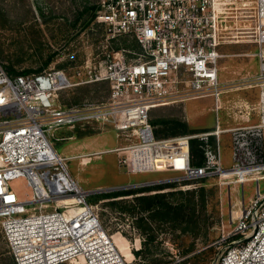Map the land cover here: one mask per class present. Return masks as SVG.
I'll return each mask as SVG.
<instances>
[{"label":"built area","instance_id":"2783aa9c","mask_svg":"<svg viewBox=\"0 0 264 264\" xmlns=\"http://www.w3.org/2000/svg\"><path fill=\"white\" fill-rule=\"evenodd\" d=\"M228 0H102L98 17L115 38L131 35L142 51L127 60L125 51L108 54L98 72L86 63L89 78L75 82L64 70L10 75L0 62V228L17 264H130L104 228L97 204L74 179L68 158L51 135L84 121L112 123L128 144L109 149L131 174L169 168L174 182H197L220 175L245 186L256 183L215 264H264V0H249L234 14ZM97 17V20L99 19ZM249 19V20H248ZM242 21L244 26H242ZM249 22V24H247ZM254 42L259 71L247 83L221 81L220 47ZM76 75L82 77L83 71ZM253 80V81H252ZM108 81L102 103L63 108L59 92L85 82ZM259 88L257 105L237 99L227 106L235 120L249 122L211 131L157 138L154 108L202 97ZM253 112L258 123H250ZM230 133L233 166L225 168L220 138ZM214 137V142L211 138ZM204 143V163L191 161V141ZM126 150V156H120ZM227 173V174H225ZM25 180V192L15 182ZM190 185H182L189 189Z\"/></svg>","mask_w":264,"mask_h":264},{"label":"rangeland","instance_id":"374dc122","mask_svg":"<svg viewBox=\"0 0 264 264\" xmlns=\"http://www.w3.org/2000/svg\"><path fill=\"white\" fill-rule=\"evenodd\" d=\"M228 1L232 2L230 7L234 14L239 16L237 26L240 27V10L249 0ZM101 5L102 0H0V62L7 73L14 76L56 69L64 70L75 82H80L89 78L86 63L92 65L96 73L108 54L124 50L126 59L134 60L142 51L140 44L131 35L110 38L106 23L98 17ZM95 7H98L97 15L90 22ZM224 47L230 52L248 53V56L230 61L232 71L222 72L223 83L250 82L258 73L259 60L253 56L258 46L254 42L241 41ZM247 66L252 70L246 78L248 81L244 80ZM77 70L83 71L82 77L76 75ZM110 93L108 81L85 82L59 92L56 103L63 108L82 107L105 102ZM238 96L257 105L260 89L246 88L223 94V108L219 111L215 110V99L211 96L159 106L152 110L151 119L185 122L190 131L175 136L213 130L217 121L224 128L227 120H233L227 106ZM252 118V123L259 122L256 112ZM154 127L156 134L159 126ZM117 133L112 123L84 121L58 129L51 135V141L57 152L68 158L74 179L83 189L94 192L90 202L98 205L105 230L110 235L119 233L127 240L133 254L129 263L215 264L228 245L226 237L235 226L244 202L254 194L256 183L248 182L243 186L236 179L220 175L197 182H174L181 173L169 168L131 174L119 165L116 152H107L128 144L129 140ZM220 146L224 167L231 168L233 142L230 133L222 134ZM168 183L176 186L163 191L184 190L182 185H190L186 190L191 191L205 189L204 200L198 195L195 207L170 223L150 222L148 212L132 207L134 195L114 198L105 195L118 191L100 192L113 187L130 186L119 190L125 191ZM15 186L19 193L26 191L23 178L15 182ZM159 192L162 190H153L152 194ZM169 201H175V197ZM10 253L13 254L0 228V264H8Z\"/></svg>","mask_w":264,"mask_h":264},{"label":"trees","instance_id":"16d2710c","mask_svg":"<svg viewBox=\"0 0 264 264\" xmlns=\"http://www.w3.org/2000/svg\"><path fill=\"white\" fill-rule=\"evenodd\" d=\"M98 7H95L93 14L89 21L95 19L97 15ZM151 122L154 126H159L156 129L157 138H168L177 134H185L190 130L185 122L178 119L176 120H156ZM211 131V130H209ZM214 142V137L211 138ZM204 143L199 139H192L191 141V161L194 165H201L204 163ZM175 184H160L157 186L144 187L136 190H125L107 194L105 196L120 197V196H135L134 209L138 208L141 212L149 213L148 220L160 221V222H173L178 221L183 217L191 207H195V199L198 195L204 200L205 189H193L191 190H174L171 192L163 191L167 188H174ZM153 190H162V192L152 194ZM175 197V201H169V198ZM92 196L90 197L91 201ZM146 223L145 219H141ZM8 264H17V261L13 254L10 253L8 256Z\"/></svg>","mask_w":264,"mask_h":264},{"label":"crops","instance_id":"0c3cea01","mask_svg":"<svg viewBox=\"0 0 264 264\" xmlns=\"http://www.w3.org/2000/svg\"><path fill=\"white\" fill-rule=\"evenodd\" d=\"M233 44V43H232ZM225 45H223L222 47H220V52L224 55V57H222L221 59H220V67H221V74H222V72L223 71H228L229 73H230V71H232L231 69H232V65H231V63H230V61L231 60H233L234 58H236V57H240V56H248L247 54L248 53H246V54H238V53H234V52H230V51H227L226 50V47H224ZM254 54V53H253ZM244 68H246V66H244ZM258 71H259V65H258ZM230 70V71H229ZM252 72V70L251 69H249V67L247 66V69H246V73L244 74V78H248L249 77V74L248 73H251ZM221 81H222V76H221ZM236 80H232L231 82H229V83H232V82H235ZM222 83H223V81H222ZM223 84H225V83H223ZM241 90V89H240ZM235 92V91H234ZM230 93H232V92H230ZM240 98H242V99H245V98H243V97H241V96H238V97H235L234 99H233V101L234 100H237V99H240ZM195 119V118H194ZM252 120H253V118H251V121H250V123H252ZM258 123V122H257ZM238 124H249V122H245V121H239V120H235L234 118H233V120L231 121V120H227L226 121V125H225V127L224 128H228V127H234V126H237Z\"/></svg>","mask_w":264,"mask_h":264},{"label":"bare ground","instance_id":"6f19581e","mask_svg":"<svg viewBox=\"0 0 264 264\" xmlns=\"http://www.w3.org/2000/svg\"><path fill=\"white\" fill-rule=\"evenodd\" d=\"M119 155L126 156L127 151L120 150ZM113 239H114V243H116L122 255L126 258V261L131 262L133 254L131 252V247L128 245L127 240L125 241V239L121 237L119 233L113 234Z\"/></svg>","mask_w":264,"mask_h":264},{"label":"water","instance_id":"95a60500","mask_svg":"<svg viewBox=\"0 0 264 264\" xmlns=\"http://www.w3.org/2000/svg\"><path fill=\"white\" fill-rule=\"evenodd\" d=\"M144 184H149V183H144ZM130 186H122V187H113V188H110L108 190H103V191H100V192H106V191H119V190H123V189H127L129 188Z\"/></svg>","mask_w":264,"mask_h":264}]
</instances>
